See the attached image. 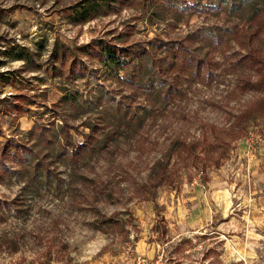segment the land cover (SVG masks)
<instances>
[{
	"label": "rangeland",
	"instance_id": "obj_1",
	"mask_svg": "<svg viewBox=\"0 0 264 264\" xmlns=\"http://www.w3.org/2000/svg\"><path fill=\"white\" fill-rule=\"evenodd\" d=\"M101 41L155 72L100 71ZM249 41L264 0H0V264H264Z\"/></svg>",
	"mask_w": 264,
	"mask_h": 264
},
{
	"label": "trees",
	"instance_id": "obj_2",
	"mask_svg": "<svg viewBox=\"0 0 264 264\" xmlns=\"http://www.w3.org/2000/svg\"><path fill=\"white\" fill-rule=\"evenodd\" d=\"M151 3L153 4L154 2ZM91 12V10H86V12H83V15H87L88 17V15H91ZM152 50H154L153 47L149 50L138 45L130 47L126 46V48H124L116 44H109L101 41L97 45L89 46L87 54L98 61L101 67L100 71H104V73L110 72L111 74H118L121 71L129 72L131 80L134 81L133 83L136 85L138 84L141 76L145 74L148 67L154 72L156 70L154 65H149L148 63V60L152 62L156 61L153 56L154 51ZM246 61L253 69L255 77V80L249 84L251 87L250 90L253 94H259L261 101L264 102V53L261 52L260 45L258 43L255 45L253 41H249V54H246ZM175 64L176 61L167 62L165 66L160 65L162 68V73L168 71V65L170 66L171 70H174L176 68ZM71 67L75 72L78 73H82L83 71L85 72L86 70V68H84L83 65L77 61H73L71 63ZM83 75L84 74L82 73L80 77ZM258 99L259 97H252L249 101V111L243 113V115L238 114L230 125V129H232L234 133H237L235 139H239L241 137H238L239 133L243 129L247 128V124L254 123L258 119H261L260 116H258V112L250 108V105L254 104ZM93 135L94 133H92L90 139H92ZM89 145L84 144L80 147V149L83 151L80 153V155H83V153L93 148ZM15 152L17 153V149ZM193 157L197 159L196 156ZM161 164V162L155 164L153 167V171L155 173H157V166ZM165 174H167V171L160 173L161 178L162 176H165ZM164 178L165 177L160 179V181H164Z\"/></svg>",
	"mask_w": 264,
	"mask_h": 264
}]
</instances>
